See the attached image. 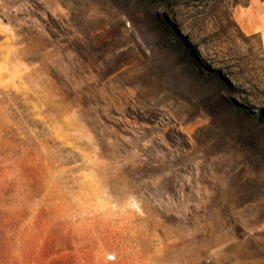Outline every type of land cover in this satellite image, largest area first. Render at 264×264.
Returning <instances> with one entry per match:
<instances>
[{
  "label": "rangeland",
  "instance_id": "1",
  "mask_svg": "<svg viewBox=\"0 0 264 264\" xmlns=\"http://www.w3.org/2000/svg\"><path fill=\"white\" fill-rule=\"evenodd\" d=\"M245 3L0 0V264H264Z\"/></svg>",
  "mask_w": 264,
  "mask_h": 264
},
{
  "label": "crops",
  "instance_id": "2",
  "mask_svg": "<svg viewBox=\"0 0 264 264\" xmlns=\"http://www.w3.org/2000/svg\"><path fill=\"white\" fill-rule=\"evenodd\" d=\"M233 17L247 36L258 35L264 44V0H246L233 8Z\"/></svg>",
  "mask_w": 264,
  "mask_h": 264
}]
</instances>
